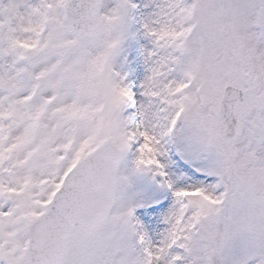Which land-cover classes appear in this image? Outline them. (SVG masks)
Wrapping results in <instances>:
<instances>
[{"label":"snow or ice","instance_id":"obj_1","mask_svg":"<svg viewBox=\"0 0 264 264\" xmlns=\"http://www.w3.org/2000/svg\"><path fill=\"white\" fill-rule=\"evenodd\" d=\"M0 264H264V0H0Z\"/></svg>","mask_w":264,"mask_h":264}]
</instances>
